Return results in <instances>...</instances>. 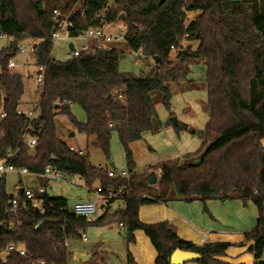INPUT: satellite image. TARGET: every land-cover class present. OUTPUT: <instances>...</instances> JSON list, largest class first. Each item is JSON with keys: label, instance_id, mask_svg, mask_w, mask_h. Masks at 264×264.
<instances>
[{"label": "trees", "instance_id": "obj_1", "mask_svg": "<svg viewBox=\"0 0 264 264\" xmlns=\"http://www.w3.org/2000/svg\"><path fill=\"white\" fill-rule=\"evenodd\" d=\"M73 2L0 0V31L9 39V45L0 49L4 112L0 120V159L15 152L8 160L15 168L39 174L47 166L56 167L90 183L97 181L103 189L123 188L124 192L105 201L94 219L73 215L67 211L66 199L44 193L45 204L51 203L52 209L44 215L22 211L19 228L11 232L3 214L11 195L0 178V251L10 243H20L29 256L11 255L0 264H31V259L67 264L73 254L60 243L75 239L88 227L113 223L122 224L127 242L133 240L134 231H142L156 252L155 264H170L169 257L176 249L196 254L198 258L190 261L195 264H228L219 258L231 244L195 246L177 237L167 222L142 224L137 215L141 206L174 201H197L206 213L208 200H238L257 208L256 225L243 236L244 243H251L247 252L253 256L252 264H257L264 258V150L260 144L264 138V0H83L84 16L71 17V34L87 27L94 14L104 9L105 23H123L126 43L112 51H93L56 62L49 58L52 10L65 12ZM192 12L199 15L185 24L186 14ZM26 40L38 41L35 65L45 67L38 116L28 130L36 137L33 149L21 141L28 124L25 116L17 114L23 83L20 75L8 69V61L18 56L16 44ZM184 41H198L196 51H183ZM126 48H142L143 59L153 60L148 77L118 71L119 56ZM172 51L176 52L177 65L170 60ZM195 59L202 60L206 68L203 89L208 119L199 134L201 146L181 160L161 162L155 167L161 175L155 186H149L152 173H133L129 144L161 126L155 106L160 104L168 111L173 91L181 92L191 85L187 71ZM72 106L85 114V122L72 116ZM57 115L65 116L77 132L94 138L93 145L106 159L110 135L115 133L124 151L126 169L133 175L128 180L109 178L107 170L88 165L84 156L69 150L57 137ZM166 125L176 136L187 130L177 121L172 124L169 120ZM116 200L122 208L111 213L110 204ZM96 248H92V257L97 255Z\"/></svg>", "mask_w": 264, "mask_h": 264}, {"label": "rangeland", "instance_id": "obj_2", "mask_svg": "<svg viewBox=\"0 0 264 264\" xmlns=\"http://www.w3.org/2000/svg\"><path fill=\"white\" fill-rule=\"evenodd\" d=\"M110 1L107 0V2ZM198 15L199 12L186 14L185 24L193 21ZM22 43L32 46L34 42L32 40H26ZM36 44L38 43L36 42L34 45ZM8 45V38L0 40V49ZM198 45V41H184L182 43V50L194 53ZM66 54L67 48L62 42H59L53 48L50 58L56 62H62L66 60ZM30 60V54H18L13 60L15 67L10 72H15L20 75L23 83V94L19 103L20 108L34 110L40 100L38 88L40 83H37L32 77L37 70L33 65L28 66ZM170 60L173 65H177L175 51L170 53ZM153 66L154 62L152 59H143V57L135 64L133 54L126 50L124 51V58L118 61L119 72L134 76L148 77ZM205 73L206 68L203 61L195 59L188 66L187 71V79L191 81V85L181 92L173 91L170 99V109L168 111L160 104L155 106L161 126L154 133H145L139 140L129 144L131 159L134 163L133 173L135 175L148 172L152 173V176H155L156 180H158L157 172L159 170L155 169V167L161 162L174 159L181 160L184 156L194 154L199 150L202 143L199 134L208 119L207 113L205 112L206 93L203 89ZM0 98L2 101V92H0ZM71 114L78 122H85V114L77 106L71 107ZM171 117L178 123L184 124L187 130L189 128V131H182L176 136L173 128L166 125ZM54 126L57 137L66 144L68 149L73 150V152L80 151L81 156L86 158L88 165L93 167L99 166L103 170L111 169L115 173L123 170L127 171L124 151L115 133H111L110 135L108 148L109 158L106 159L102 152L93 145L94 138H87L84 134L77 132L65 116L57 115L54 119ZM22 179L24 182L27 180V177H22ZM3 180L6 192H12V186L17 182V176L8 174L6 177H3ZM41 184L44 185L45 192L49 197L65 198L69 206L86 200H96L98 205L101 203V199L97 198L93 192V188L100 186L97 181L90 183L84 179L82 181L76 179L72 183L67 180L66 182L59 183H46L41 181ZM49 184L52 187L51 190L47 188ZM155 185L156 183L152 186ZM28 187L35 189L33 185ZM119 208H122V204L118 200L110 204L111 213L119 210ZM100 212L101 208H99L96 215L100 214ZM116 226L113 223L101 228L89 229L85 232L86 241H81L80 239L69 240L67 241V250L75 255L90 249L95 243L100 242L106 249L112 248L122 252L124 250L123 241L121 240L123 230ZM67 264L82 263L71 259ZM188 264L192 263L189 262Z\"/></svg>", "mask_w": 264, "mask_h": 264}, {"label": "built area", "instance_id": "obj_3", "mask_svg": "<svg viewBox=\"0 0 264 264\" xmlns=\"http://www.w3.org/2000/svg\"><path fill=\"white\" fill-rule=\"evenodd\" d=\"M83 0H74L72 5L65 11L60 12L57 9L52 10L54 27L51 32L50 44L51 50L59 43L62 42L63 45L67 48L66 60L68 61L73 58H77L81 54H86L93 51H112L113 48H119L126 43V29L123 26L122 22H119L115 25L107 24L104 22L105 11L100 10L94 14L91 18L90 23L87 27L81 28L76 34H71V31L74 27V23L71 20V17L75 14L84 16L82 10ZM95 23V24H94ZM98 23V24H96ZM138 30L141 31L142 27H138ZM7 38V36L0 31V40ZM32 46L25 45L22 42L16 44L18 49V54H30L33 60V66L36 67V73L32 77L40 83L39 90L41 89L44 81V66L35 65V43ZM22 44V45H21ZM71 44L72 48L69 49L68 45ZM37 45V44H36ZM127 52L133 54L134 62L137 64L140 58L143 57L142 48L137 51H132L129 48H126ZM121 56V55H120ZM124 56V54H123ZM50 58V55H49ZM51 59V58H50ZM15 67L13 60L8 61V69ZM17 114H21L28 119V124L22 132L21 141L29 148L33 149L36 144V137L31 136L28 132L30 128V123L38 116V105L34 110L28 111H17ZM4 112L0 111V120L3 119ZM71 150V149H69ZM73 151V150H71ZM79 155H82L81 152H77ZM15 154L12 152L7 155L6 158L0 159V178L7 176L8 174H15L18 178L30 177L34 180L42 179L46 182L59 183L69 180L71 183L76 179L82 181V177L78 175H68L61 172L56 167L47 166L44 168L42 173H31L25 168H15L8 163V160ZM100 168L99 166H95ZM133 175L128 171H120L115 173L113 170H107V176L109 178H120L128 180L130 176ZM160 170L157 172V176L160 177ZM85 180V179H84ZM86 189L89 190L88 187ZM15 195H11V198L7 201L6 207L4 209V222L7 226V229L11 232L17 230L21 224L19 220V215L22 211H30L37 213L39 215H44L49 210L52 209V204H45L44 193L45 188L37 186L35 189L28 188L22 183H17L14 186ZM95 196L101 199L100 205H98L96 200H86L67 206V211L78 217L92 218L98 212L100 206L105 203V201L113 198H118L124 192L123 188H102L101 186H96L93 188ZM118 228L122 227V224L117 225ZM75 239H80L81 241H86L84 232H79ZM67 248V240H64L59 244ZM16 255L23 258H28L26 250L23 244L10 243L3 250L0 251V260L5 262L6 258ZM31 264H46L43 259H31Z\"/></svg>", "mask_w": 264, "mask_h": 264}, {"label": "crops", "instance_id": "obj_4", "mask_svg": "<svg viewBox=\"0 0 264 264\" xmlns=\"http://www.w3.org/2000/svg\"><path fill=\"white\" fill-rule=\"evenodd\" d=\"M29 65H33L32 57L28 62V66ZM18 110L28 111L29 109H22L19 105ZM0 111H2L1 104ZM187 131H189V128ZM71 136H73V134H71ZM260 144L264 150V138L260 141ZM11 175L15 176V174ZM41 181L46 182L42 179L34 180L30 177H27V180L23 182L22 178L17 177V182L12 186V192L6 193L15 195L16 192L14 190V186L17 183H22L27 187L33 185L36 188L37 186L42 185ZM43 186L44 185L41 187ZM47 188L49 190L52 189L50 184L47 186ZM205 209L206 213L202 211V205L199 202L185 204L174 201L167 204L141 206L138 208L137 215L139 221L142 224H157L161 222H167L173 227L177 237L184 241L190 242L195 246H201L204 243L215 242L229 243L232 246L227 249L225 255L219 258V260L228 264H252L253 256L247 252V247L251 243H244L243 236L255 227L257 208L250 202H248L246 205H243L238 200L225 202L208 200L205 202ZM98 215L92 219L96 218ZM93 228L101 227H88L84 231V234L86 231ZM132 236L133 240L131 242H127L124 239V233L121 235V240L123 241L124 246V250L122 252L116 251L112 248L106 249L100 242L95 243L90 249H87L84 252H79L78 254L91 256L92 248L96 246L97 255L95 257L91 256V258L88 260L79 263L155 264L156 252L148 238L143 234L142 231L139 230L134 231ZM188 263L189 262H186L185 264Z\"/></svg>", "mask_w": 264, "mask_h": 264}, {"label": "water", "instance_id": "obj_5", "mask_svg": "<svg viewBox=\"0 0 264 264\" xmlns=\"http://www.w3.org/2000/svg\"><path fill=\"white\" fill-rule=\"evenodd\" d=\"M124 19V17L122 16V20ZM69 49L72 48L71 44L68 45ZM124 56L121 55L119 56V60L122 59ZM170 121L172 122V124H175L176 121L174 118H170ZM111 167L112 164H110ZM156 177L155 176H150L148 178V181H147V184L149 186H152L156 183ZM89 258H91L90 255H79V254H76L73 256V259L78 261V262H82V261H86L88 260ZM198 256L192 252H187V251H182V250H179V249H176L174 250L170 257H169V263L170 264H181V263H184V262H190V261H193L195 259H197ZM257 264H264V258H262L261 260H258L257 261Z\"/></svg>", "mask_w": 264, "mask_h": 264}]
</instances>
